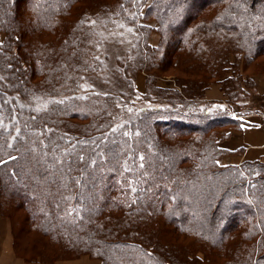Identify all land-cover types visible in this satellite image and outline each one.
<instances>
[{"label":"trees","instance_id":"trees-1","mask_svg":"<svg viewBox=\"0 0 264 264\" xmlns=\"http://www.w3.org/2000/svg\"><path fill=\"white\" fill-rule=\"evenodd\" d=\"M75 1L0 0L2 208H24L28 228L46 236L48 246L94 254L103 264H264V163L222 166L207 137L215 127H228L227 135L240 129L245 113L218 101L193 102L185 93L177 99L165 89L164 101L140 109L143 118L135 114L113 126V114L122 111L113 96L76 93L77 72L101 43L103 15L66 20ZM250 1L205 0L224 8L193 32L185 25L204 2L190 11L194 0H156L149 13L156 11L166 32L172 24L188 31L170 44H176L174 55L183 51L181 42L192 41L185 48L197 62L191 73L218 71L228 64L230 47L252 51L264 44V2ZM131 2L103 4L104 17L125 9L120 18L130 21L124 13ZM48 31L55 38L48 39ZM198 88L190 82L193 92ZM45 94L57 97L36 107ZM81 121L86 125L75 126ZM170 232L194 235L210 258L197 257Z\"/></svg>","mask_w":264,"mask_h":264},{"label":"rangeland","instance_id":"rangeland-1","mask_svg":"<svg viewBox=\"0 0 264 264\" xmlns=\"http://www.w3.org/2000/svg\"><path fill=\"white\" fill-rule=\"evenodd\" d=\"M117 1L119 0H77L73 4L72 11L64 17L66 20L73 21L81 13H87L92 17L103 15L101 24H98L101 43L91 50L92 56L88 67L77 72L81 80L76 87V93L83 97L91 92L113 96L117 102V108L122 110L120 114H113V126L118 128L132 119L135 114V118H139V115L143 118V114L139 113L140 109L144 106L149 107L153 101H164L168 95L165 89L176 91L177 99L187 95L191 96L189 100L193 102L209 104L218 101L236 112L264 111V44L262 46L256 44L252 51L230 47L226 52L228 64L218 71L203 68L196 73H191L190 68L197 62L189 58L191 54L185 48L191 46L192 41L185 44L181 42L179 45L183 51L172 55L176 45L173 42L175 40L180 42V35L183 38L188 31L193 32L204 17L212 18L218 9L224 8V5H211L206 4L205 0H198V2L194 0V6L189 9L190 11L196 8L197 4L202 2L205 4L202 11L200 10V13L185 25L188 31L184 29L185 27L181 28L180 25L172 24L171 32H166L160 29V17L156 11L149 13L156 0H132L129 9L124 13L125 16L130 17V21L120 18L125 9L116 11L115 8L104 17L102 5L107 2L115 4ZM253 1L256 0H251L250 4H253ZM258 1L264 2V0ZM90 24L94 27L95 20L90 19ZM46 34L48 39L55 38L53 32L48 31ZM172 39L174 41L170 44ZM212 42L213 40L210 41ZM153 53L158 58L156 63L150 61ZM175 61H178L180 65L176 66ZM3 79L4 74L0 70V81ZM193 81L199 84L195 92L190 89V82ZM0 90H4L1 84ZM56 97L52 94L41 95L38 97L36 107L45 108ZM4 102V97L0 95V117L3 114L1 106L3 107ZM164 105L169 107L168 102ZM81 125L82 127L86 125L85 121L75 124L80 128ZM227 128L215 127L213 135L207 134V137L214 139L216 155L219 154L218 163L222 166L227 165L222 163L223 157L235 154L226 148L231 133L229 131L227 135ZM79 132H82V129ZM223 135L227 137H222ZM199 136L196 133L191 138ZM179 138L189 139L190 137ZM26 215V210L22 207L8 209L0 205V220L7 219L10 222L12 253L16 261L14 264H103V260L94 254L77 252L63 254L57 247L48 246L46 236L28 228ZM173 235L176 237L172 236V238L181 245L190 244L197 257L202 260L210 258V255H206L201 250L202 246L197 243L194 235L180 232H174ZM233 241L228 242L231 244ZM36 251L43 253L44 258H34L33 252ZM216 251L212 253L218 258L217 260L222 261V256L215 253ZM209 261L208 259L206 263Z\"/></svg>","mask_w":264,"mask_h":264},{"label":"crops","instance_id":"crops-1","mask_svg":"<svg viewBox=\"0 0 264 264\" xmlns=\"http://www.w3.org/2000/svg\"><path fill=\"white\" fill-rule=\"evenodd\" d=\"M241 128L231 130L227 149L232 155L223 157V164L240 165L245 160L264 163V111L240 115ZM10 222L0 220V264H14ZM17 263H19L17 261Z\"/></svg>","mask_w":264,"mask_h":264}]
</instances>
